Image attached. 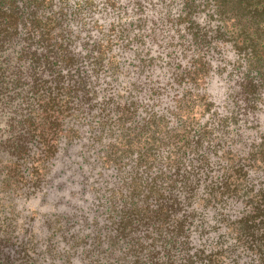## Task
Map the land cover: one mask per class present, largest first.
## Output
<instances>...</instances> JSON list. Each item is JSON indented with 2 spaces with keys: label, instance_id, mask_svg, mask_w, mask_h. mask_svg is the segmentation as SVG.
I'll list each match as a JSON object with an SVG mask.
<instances>
[{
  "label": "trees",
  "instance_id": "16d2710c",
  "mask_svg": "<svg viewBox=\"0 0 264 264\" xmlns=\"http://www.w3.org/2000/svg\"><path fill=\"white\" fill-rule=\"evenodd\" d=\"M263 112L264 0H0V264H264Z\"/></svg>",
  "mask_w": 264,
  "mask_h": 264
},
{
  "label": "rangeland",
  "instance_id": "374dc122",
  "mask_svg": "<svg viewBox=\"0 0 264 264\" xmlns=\"http://www.w3.org/2000/svg\"><path fill=\"white\" fill-rule=\"evenodd\" d=\"M219 50L217 53L216 51ZM212 51L210 53V56L212 59L218 64L219 59L223 60L225 62L226 60L230 61L233 59V51L229 49V47L226 44H221L217 45L216 47L212 48L209 50ZM221 56H220V55ZM216 66V65H214ZM225 73L223 72L222 75ZM168 75V72L160 73L158 78H163ZM219 83H211L210 88L212 90H215V87L219 90V93L221 92L220 89H223V84L222 81L218 80ZM215 85V86H214ZM224 92V90H223ZM222 94V93H220ZM163 103V102H162ZM260 121H264V112L261 114L259 117ZM56 173L58 177L54 180H52L51 184H47L45 187L44 192L47 194L44 195L42 191L35 192L27 197L26 200H24V207L26 208L25 210L27 211H35L37 210V213L35 214V218L33 220V229L36 231H39L38 228L42 226V219L44 218V215L41 216V213L45 212H64L68 216H72L73 213H82L87 211V206L89 205V200L91 199H82L79 198L77 199V192L76 189L81 188L82 184H79V180L76 177L70 176V179L66 181L68 177V172L63 171L59 167L56 169ZM80 178V177H78ZM61 180V183L59 184L58 181ZM90 181V178L88 179L87 182ZM72 192V194H70ZM70 196V197H69ZM72 196V197H71ZM90 196L91 198L95 196L91 191H90ZM58 200H61L63 204L58 203ZM81 209V210H80ZM44 231L41 229V233Z\"/></svg>",
  "mask_w": 264,
  "mask_h": 264
}]
</instances>
